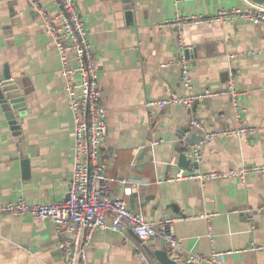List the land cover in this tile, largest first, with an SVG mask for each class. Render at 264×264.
Returning a JSON list of instances; mask_svg holds the SVG:
<instances>
[{"label":"crops","instance_id":"crops-1","mask_svg":"<svg viewBox=\"0 0 264 264\" xmlns=\"http://www.w3.org/2000/svg\"><path fill=\"white\" fill-rule=\"evenodd\" d=\"M126 1H77L106 110V174L145 181L125 201L146 222L162 215L182 218L172 227L180 248L171 257L178 264H188L184 259L190 255L221 251L230 252L222 264H264V175L204 184L172 181L185 170L178 163L179 146L193 122L205 133L237 127L255 131L216 137L202 146L195 166L189 160L191 172L227 173L264 164V24L190 22L178 32L167 23L177 14L207 18L220 9H248L251 2ZM178 39L189 48L191 89L176 63ZM5 70L27 95L18 134L0 113V205L19 197L32 204L63 201L72 171L73 120L52 41L25 0H0V80ZM230 80L240 93L238 117L227 95L190 106L147 105L203 88L222 90ZM206 214L213 217L202 218ZM64 231L29 214L0 216V264H63L58 243ZM160 238L142 241L127 228L98 229L87 264H142L138 249L158 264L153 251L160 248Z\"/></svg>","mask_w":264,"mask_h":264},{"label":"built area","instance_id":"built-area-1","mask_svg":"<svg viewBox=\"0 0 264 264\" xmlns=\"http://www.w3.org/2000/svg\"><path fill=\"white\" fill-rule=\"evenodd\" d=\"M41 19L43 29L50 37L59 61V77L68 100V110L73 120V161L72 171L66 182V198L60 202L32 204L19 197L13 202L0 205V216L4 214H29L33 219H49L57 229L64 227V237L59 241L63 264H87V249L94 231L98 229L121 230L127 228L139 239L146 241L162 237L166 250L174 255L180 248L179 240L174 236V221L181 217L162 215L158 220L146 222L140 213L132 211L125 197L132 190L145 184V181L117 178L106 174L107 166V125L106 110L102 102V92L98 82L99 71L92 54L88 31L77 7L78 0H25ZM190 22H250L264 24V8L250 4L245 10L220 9L210 17L180 16L167 22L179 32ZM179 57L176 63L181 68V80L186 89H191L187 46L177 40ZM227 95L230 98L235 116L243 108L240 105V93L234 88L232 80L222 90L203 88L194 95L157 100L148 106L162 108L168 105L184 104L190 106L206 97ZM192 124H195L193 122ZM255 128L237 127L219 132H209L195 144L188 146L186 155L191 162H198L202 146L209 144L220 135H250ZM184 136L181 138L183 141ZM264 175V164L242 165L227 173L200 174L179 170L172 181L190 180L204 184L207 181L224 177L245 181L250 176ZM213 214L202 216L206 220ZM210 229V225L208 226ZM258 249V248H253ZM225 252H212L209 256L190 255L186 263L222 264ZM136 255L142 264H154L141 249Z\"/></svg>","mask_w":264,"mask_h":264},{"label":"water","instance_id":"water-1","mask_svg":"<svg viewBox=\"0 0 264 264\" xmlns=\"http://www.w3.org/2000/svg\"><path fill=\"white\" fill-rule=\"evenodd\" d=\"M253 5H257L264 8V0H248ZM126 2H129L127 0ZM189 51L185 52L187 58ZM26 95L27 93L22 88L19 81L11 78L10 74L5 70L0 80V113L11 132L18 134L21 129V123L23 122V115L26 112ZM198 122V120H195ZM205 132L201 130L196 124L191 125L190 133L184 136L182 145L179 146L181 150L178 155L179 166L187 171L192 169L189 166V160L186 152L188 146L198 143L204 136ZM140 152V151H139ZM139 152L135 156L137 158ZM194 166L196 162H193ZM153 257L158 264H178L171 255L167 252L164 239L160 238V248L153 251ZM194 264V263H188Z\"/></svg>","mask_w":264,"mask_h":264}]
</instances>
